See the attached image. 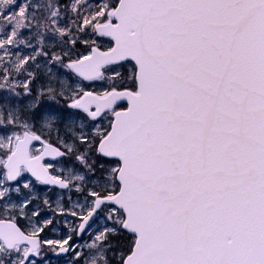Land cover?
I'll use <instances>...</instances> for the list:
<instances>
[{
  "label": "snow or ice",
  "instance_id": "6c2138e0",
  "mask_svg": "<svg viewBox=\"0 0 264 264\" xmlns=\"http://www.w3.org/2000/svg\"><path fill=\"white\" fill-rule=\"evenodd\" d=\"M53 258L264 264V0H0V264Z\"/></svg>",
  "mask_w": 264,
  "mask_h": 264
},
{
  "label": "rangeland",
  "instance_id": "374dc122",
  "mask_svg": "<svg viewBox=\"0 0 264 264\" xmlns=\"http://www.w3.org/2000/svg\"><path fill=\"white\" fill-rule=\"evenodd\" d=\"M41 195H43V193L41 192ZM49 195H53L51 193H49ZM54 259V264H59V263H62L64 261V259H60L58 262L56 261V258H53Z\"/></svg>",
  "mask_w": 264,
  "mask_h": 264
},
{
  "label": "flooded vegetation",
  "instance_id": "af4514ba",
  "mask_svg": "<svg viewBox=\"0 0 264 264\" xmlns=\"http://www.w3.org/2000/svg\"><path fill=\"white\" fill-rule=\"evenodd\" d=\"M43 193V192H42ZM52 194V193H51ZM59 264H65V260L62 262V263H59Z\"/></svg>",
  "mask_w": 264,
  "mask_h": 264
}]
</instances>
